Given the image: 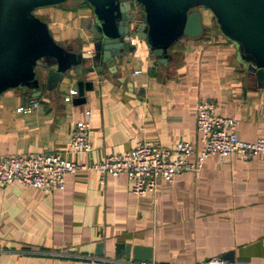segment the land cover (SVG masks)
<instances>
[{
    "label": "crops",
    "instance_id": "obj_1",
    "mask_svg": "<svg viewBox=\"0 0 264 264\" xmlns=\"http://www.w3.org/2000/svg\"><path fill=\"white\" fill-rule=\"evenodd\" d=\"M36 15L57 43L77 47L85 40L90 55L89 6L69 0ZM201 17L202 34L176 40L166 62L134 35V48L115 58L114 71L103 64L82 77L92 82L82 101L72 78L36 98L25 88L0 93V155L58 152L91 165L143 139L170 148L185 141L196 153V108L205 101L236 120L240 139L264 137V78L239 65L209 10L202 8ZM38 72L44 82L45 71ZM31 99L36 108L17 111ZM86 110L92 149L72 152L70 134ZM130 186L124 173L101 182L90 168L66 175L62 190L0 184V264H141L115 259L117 242L149 246L151 261L144 264H198L227 253L229 264H264L263 155H209L198 171L179 172L170 182L158 178L156 192L146 196L129 193Z\"/></svg>",
    "mask_w": 264,
    "mask_h": 264
},
{
    "label": "water",
    "instance_id": "obj_2",
    "mask_svg": "<svg viewBox=\"0 0 264 264\" xmlns=\"http://www.w3.org/2000/svg\"><path fill=\"white\" fill-rule=\"evenodd\" d=\"M69 0H0V93L25 88V95L36 98L45 87L55 88L64 78L75 80L78 97L92 85L84 80L103 64L112 72L115 58L134 46L126 40L130 33L146 43L158 62H166L168 50L181 37L202 34L201 9L209 10L218 30L236 48L241 67L264 78V0H81L92 15L87 18L92 44L90 55L77 47L63 46L34 10L56 6ZM45 71L44 82L39 70ZM81 97V98H80ZM102 242L95 255L101 256ZM117 260L149 263L151 248L117 242ZM232 262V254L222 256Z\"/></svg>",
    "mask_w": 264,
    "mask_h": 264
},
{
    "label": "built area",
    "instance_id": "obj_3",
    "mask_svg": "<svg viewBox=\"0 0 264 264\" xmlns=\"http://www.w3.org/2000/svg\"><path fill=\"white\" fill-rule=\"evenodd\" d=\"M127 38L133 43L135 36L130 33ZM75 93L74 89H70V95ZM37 106L38 101L31 99L27 105L19 106L17 111L29 112ZM235 128L236 120L218 114L215 102H200L196 108V130L201 147L196 153L193 146L185 141H179L170 148L143 139L136 142L131 150L110 153L101 162L91 165L67 160L58 152L0 155V184L18 183L40 190H62L66 175L90 168L100 173L101 182L105 175L117 176L124 173L131 182L129 193L146 196L156 192L158 178L170 182L179 172L198 171L209 155H216L219 159L231 154L244 159L255 155L264 156V137L251 142L245 141L236 135ZM89 134L90 111L86 110L85 118L74 123L69 139L70 150L89 152L92 149ZM194 153L195 157L191 160ZM198 264L229 262L222 256L215 255Z\"/></svg>",
    "mask_w": 264,
    "mask_h": 264
},
{
    "label": "rangeland",
    "instance_id": "obj_4",
    "mask_svg": "<svg viewBox=\"0 0 264 264\" xmlns=\"http://www.w3.org/2000/svg\"><path fill=\"white\" fill-rule=\"evenodd\" d=\"M63 4H64V3H63ZM60 5H62V4H60ZM56 6H59V5H56ZM37 10H38V9L34 10V12H35L36 14H37Z\"/></svg>",
    "mask_w": 264,
    "mask_h": 264
},
{
    "label": "trees",
    "instance_id": "obj_5",
    "mask_svg": "<svg viewBox=\"0 0 264 264\" xmlns=\"http://www.w3.org/2000/svg\"><path fill=\"white\" fill-rule=\"evenodd\" d=\"M81 1V0H80ZM84 5H87L88 6V4L86 3V2H84V1H81Z\"/></svg>",
    "mask_w": 264,
    "mask_h": 264
}]
</instances>
